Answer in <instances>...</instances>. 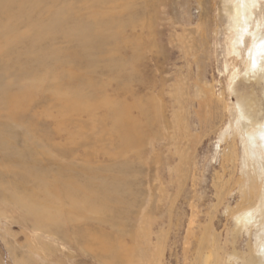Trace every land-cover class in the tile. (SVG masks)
Listing matches in <instances>:
<instances>
[{"label":"rangeland","instance_id":"1","mask_svg":"<svg viewBox=\"0 0 264 264\" xmlns=\"http://www.w3.org/2000/svg\"><path fill=\"white\" fill-rule=\"evenodd\" d=\"M237 1L0 0V264L254 256L264 0L239 22ZM66 177L80 200L65 199ZM90 194L106 209L81 205Z\"/></svg>","mask_w":264,"mask_h":264},{"label":"bare ground","instance_id":"2","mask_svg":"<svg viewBox=\"0 0 264 264\" xmlns=\"http://www.w3.org/2000/svg\"><path fill=\"white\" fill-rule=\"evenodd\" d=\"M247 0H238V5L242 4L243 5V8L242 9H239L238 5L235 7V10L236 12H240V16H239V19L237 20V22H239L240 18H244L245 19V12H246V2ZM249 8V7H248ZM258 36V35H257ZM257 38V37H256ZM263 38V37H261ZM259 44V46L257 47L256 45ZM256 45H253V47L250 49V58L252 59V63H253V66L256 67V70H257V60L259 59L260 60V57L262 53H264V39H260L258 42H257ZM263 55V54H262ZM258 60V61H259ZM260 68V67H259ZM258 68V70H259ZM256 70H252L250 68V73H255ZM251 78V77H250ZM263 79H264V75H263ZM246 80H249V77L248 79ZM252 91V90H251ZM248 97L246 96H239L237 97V105H238V109L241 111L240 113L242 114H246V112L244 111V105H248L247 108H251L252 110L254 109V106H253V98L251 99L249 97V99L247 100ZM70 101V100H69ZM18 102V100L15 101V103ZM250 118V117H249ZM119 121V120H118ZM122 121V119H121ZM116 124V123H115ZM252 131L254 130V133H252V137H253V141H257L256 138L259 136L263 139L264 141V113H263V117L261 119V121H259L257 118L254 119L253 121V124H252ZM123 129L124 130H121L120 132L122 134H124L125 138L126 139H129L130 140V133H131V130L129 128H126L123 126ZM34 163V162H33ZM264 167V166H263ZM45 174V173H44ZM42 174V175H44ZM49 174V173H48ZM64 178V177H63ZM63 180H68V184H65L63 182H61L62 184L64 185H67L65 190L69 193V195H66L65 199L67 201H71V202H75L76 200H80L79 198L81 197L80 195H78L75 191H72L70 190L71 187H69L70 184H72L71 180L69 178H65ZM71 182V183H70ZM80 190H82V188H79ZM50 193H52L53 195V198H58V190H56L54 188V190L50 191ZM54 193V194H53ZM106 199L108 200L107 197H102V196H99V195H93V194H90V201H87L85 202V204H81V205H86V204H91L93 201L94 202H97L98 205L102 206L104 205V203L106 202ZM27 200V199H26ZM25 201H21V203L24 204H27L28 202ZM109 201V200H108ZM29 205V204H28ZM77 205V204H76ZM106 205V204H105ZM109 206V205H108ZM107 206V207H108ZM43 208H45V205H42ZM99 207V206H98ZM105 207V206H104ZM104 207L102 206V208L104 209ZM112 208V207H111ZM46 209L50 210L51 207H50V203L48 202L47 203V207ZM102 209V210H103ZM106 209V207H105ZM104 211V210H103ZM106 211V210H105ZM52 215H55L56 212H48ZM67 214H72L71 212H66ZM65 213V214H66ZM108 214V213H107ZM244 214H249V212H246ZM57 216V215H56ZM251 216V215H250ZM243 219H245L247 222H249L250 220L245 216L243 215ZM61 223V222H60ZM53 226V225H52ZM51 226V227H52ZM57 226V225H56ZM246 227V226H245ZM45 230H48V229H45ZM259 239V238H258ZM249 254H252L251 253V250L249 252ZM253 254L254 256H250L248 259H246V262H244V264H264V243H263V240L259 239L258 240V245L256 246V248L254 249L253 251ZM247 256V255H246Z\"/></svg>","mask_w":264,"mask_h":264}]
</instances>
